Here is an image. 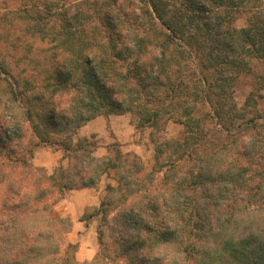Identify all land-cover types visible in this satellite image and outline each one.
I'll list each match as a JSON object with an SVG mask.
<instances>
[{
  "label": "trees",
  "instance_id": "16d2710c",
  "mask_svg": "<svg viewBox=\"0 0 264 264\" xmlns=\"http://www.w3.org/2000/svg\"><path fill=\"white\" fill-rule=\"evenodd\" d=\"M1 8L0 27L25 40L0 34V237L11 242L0 264H78L54 200L95 188L111 170L121 189L108 186L82 218L101 214V228L118 220L114 251L93 264H264V141L243 144L239 160L233 147L204 155L207 118L196 116L208 100L215 134L264 129L237 113L233 97L240 76L264 63V0H0ZM241 12L247 24L238 28ZM34 91L27 110H13ZM130 112L141 128L166 118L186 127L182 140L157 142V174L140 181L120 153L100 160L87 139L71 143L96 117ZM54 135L69 168L42 176L31 145ZM23 222L33 229L21 231Z\"/></svg>",
  "mask_w": 264,
  "mask_h": 264
},
{
  "label": "rangeland",
  "instance_id": "374dc122",
  "mask_svg": "<svg viewBox=\"0 0 264 264\" xmlns=\"http://www.w3.org/2000/svg\"><path fill=\"white\" fill-rule=\"evenodd\" d=\"M1 10L2 8L0 9V18ZM246 24L247 14L243 12L239 13L234 25L241 28L246 26ZM1 33L4 36H8L10 40L12 38L13 42H16L17 38L15 36H18L20 38L19 44H22L23 40H25L23 32L18 30L13 29L11 32H8V28L2 29L0 27ZM8 46L9 44H5V52L7 53H9L10 49ZM5 91L9 92L10 90L5 88ZM33 94H35V91L33 93L20 94L18 102H11L13 110H17L18 114H20L22 109L27 110L29 96ZM233 94L238 114L245 110L249 118L252 119L253 116L257 117L258 121L256 122L259 123L254 124H264V63L262 61L255 60L252 71L240 76L234 86ZM7 96L9 97V95ZM210 101L213 102L214 106L216 100ZM205 102H207L206 106L202 105L199 108L200 111L196 114L198 117L207 118L206 130L208 129L210 137L202 149L204 155L221 153L224 148L233 147L237 150L238 155L232 156V158L235 157L239 160L241 159L239 149L243 144H248L249 141L256 138L264 141L263 127L253 131L250 130L249 132H242V128L244 127L242 126L231 131L222 130L215 134L214 131L217 130L216 114L212 105H210L211 103L208 100ZM53 107L54 105H52ZM6 118L8 121H11L9 117ZM139 121L140 115L134 112L123 115L98 116L79 128L72 136L71 143L76 147L80 140L87 139L89 144L87 145V149L91 150V155L94 158L100 160L107 157L116 160L117 153H120L123 158L132 163L131 172L133 179L140 181L149 175L157 174V142L165 143L170 140H182L186 134V127L175 120L166 118L159 124V128H141ZM219 129L221 130L220 126ZM258 131H260L259 135ZM31 136L33 135L30 132L26 135V142L30 143L34 141ZM63 140V137L54 135L52 141L47 144H42L38 147H34V144L31 145L32 157L30 161L42 176L51 175L53 169L58 165L64 169L69 168V158L65 156V150L62 146ZM222 156L220 155L219 157L222 158ZM154 167H156L155 170ZM162 170L164 171V168ZM108 186L121 189L114 170H111L108 176L102 177L95 188L64 191L54 200L52 215L56 220L68 222V224L65 223L64 227H61L67 229L61 231L60 236L65 244L69 243L75 246V260L78 264H93L97 259L100 260L106 254L104 248L107 249V254H111L114 251V245L110 244V240L112 237L117 239L115 229L118 221L117 218V221L113 220V223L110 221L106 227L102 228L100 227L101 214L91 220L82 221L87 210L91 212L92 208H100L102 201L108 194ZM244 223L246 224V222ZM32 229L31 224L22 223L21 231H31ZM100 231L103 234L105 233L103 244L100 241ZM111 235L112 237H110ZM13 243L16 242L13 241ZM3 248L9 251L11 242L8 243L0 237V258L3 255ZM171 251L173 253L176 252L175 249ZM103 258L107 259L106 255Z\"/></svg>",
  "mask_w": 264,
  "mask_h": 264
}]
</instances>
